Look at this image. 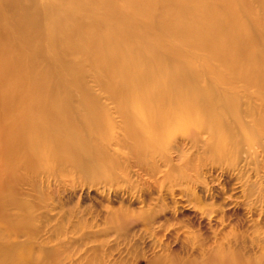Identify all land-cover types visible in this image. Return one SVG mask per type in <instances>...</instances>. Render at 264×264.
Instances as JSON below:
<instances>
[{
	"label": "rangeland",
	"instance_id": "rangeland-1",
	"mask_svg": "<svg viewBox=\"0 0 264 264\" xmlns=\"http://www.w3.org/2000/svg\"><path fill=\"white\" fill-rule=\"evenodd\" d=\"M240 3L264 49V0ZM39 15L42 51L32 71L56 78L49 90L73 93V72L60 57L67 43L50 45ZM4 17L0 12V42ZM8 27L9 44L20 48L24 37ZM167 40L185 53V41ZM186 53L214 81L197 53ZM2 81L0 95L10 94V81ZM217 85L232 98L221 105L227 124L212 129V140L207 130L198 131L199 116L186 119L173 110L163 134L148 136L138 149L124 129L119 102L102 99L94 110L99 120H92L85 115L92 102L81 99L84 108L70 110L88 135L92 156L75 160L61 153L55 162L39 155L29 165L18 152L0 160V209L7 215L0 219V264H264V82ZM17 111L3 120H13ZM125 111L144 120L133 106ZM42 146L51 153L55 148Z\"/></svg>",
	"mask_w": 264,
	"mask_h": 264
},
{
	"label": "bare ground",
	"instance_id": "bare-ground-1",
	"mask_svg": "<svg viewBox=\"0 0 264 264\" xmlns=\"http://www.w3.org/2000/svg\"><path fill=\"white\" fill-rule=\"evenodd\" d=\"M240 1L244 3L0 0L5 26L24 37L20 39L22 46L17 48L9 44L5 26L1 33L4 40L0 42V70L4 73L0 81H10L12 89L10 94L0 95V160L16 158L18 152L29 165L38 162L39 155L55 162L61 153L75 160L81 155L90 156L88 135L70 110L72 105L82 110L85 104L80 103L81 99L92 102L85 109V115H91L92 120H99L94 110L103 106L102 99L119 102L124 129L137 142L138 149L147 144L148 136L158 139L163 134L171 123L173 110H181L185 118L199 116L198 131L207 130L212 140V129L227 124L221 105L232 98L217 84L264 82V49L257 44L261 33L249 28L238 8ZM39 14L46 23L49 44L67 43L60 57L66 70L73 72V77H69V84L76 85L73 93L66 89L61 93L49 90L53 83L57 84L56 78L48 72L32 71L38 66L36 59L42 51L38 45ZM96 15L100 16L95 19L97 23L90 19ZM172 37L185 41V53L168 43ZM186 50L197 53L214 81L203 77ZM44 59L40 60L42 68H46ZM128 106L141 112L144 120L138 115H127ZM16 108L20 111L13 120H3L4 114H13ZM46 130L56 135L45 136ZM45 143L54 144L53 153L43 150ZM94 147L97 155H105ZM1 187L0 176V193ZM6 218L0 209V219Z\"/></svg>",
	"mask_w": 264,
	"mask_h": 264
}]
</instances>
